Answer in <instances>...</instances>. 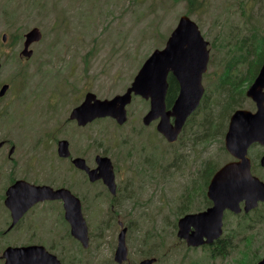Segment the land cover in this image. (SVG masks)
Here are the masks:
<instances>
[{
  "label": "rangeland",
  "instance_id": "obj_1",
  "mask_svg": "<svg viewBox=\"0 0 264 264\" xmlns=\"http://www.w3.org/2000/svg\"><path fill=\"white\" fill-rule=\"evenodd\" d=\"M184 15L209 42L211 59L203 85L210 97L218 80L219 86L226 83L224 66L240 58L236 81L250 74L254 56L247 60L241 55H248L254 35L264 36V0H196L193 5L189 0H0V49L2 36L8 34L0 80L11 81L20 91L8 119L17 127L21 157H31L38 139L43 151L36 153L45 155L54 135L60 133L73 144H81L84 134L69 136L61 128L51 130L54 122L49 120L58 116L61 127L71 101L78 99L90 80L100 99L123 94L148 57L165 47ZM34 28L40 29L42 39L34 44L32 59L20 62L12 49L19 37ZM240 103L245 105L240 108L255 109L247 97ZM149 109V101L135 99L128 106L125 125L104 119L98 126L99 149L112 158L121 187L114 211L86 204L84 217L90 232L99 237L96 245L102 255H111L113 245L109 246L117 241L121 221L128 227L127 244L134 261L156 257V264H256L264 257V218L258 220V211L251 217L257 223L254 229L246 228L250 219L226 217L224 237L235 228L240 233L232 236L226 253L217 257L207 248H190L177 237L179 219L186 212L205 208L207 188L199 177L206 160H218L221 149L220 163L231 156L224 138L209 148L192 138L168 143L157 132L158 121L143 124ZM96 191L105 190L98 186ZM105 199L101 195L99 200ZM261 210L264 213V207ZM113 217L116 221H109Z\"/></svg>",
  "mask_w": 264,
  "mask_h": 264
},
{
  "label": "water",
  "instance_id": "obj_2",
  "mask_svg": "<svg viewBox=\"0 0 264 264\" xmlns=\"http://www.w3.org/2000/svg\"><path fill=\"white\" fill-rule=\"evenodd\" d=\"M41 39L42 33L38 28L28 32L22 55L31 58L33 51H29L30 46ZM210 59L209 42L203 37L199 26L189 16L184 15L165 47L155 50L142 65L126 93L105 100L88 94L86 101L72 111L70 118L82 126L97 118H112L118 125L123 126L128 122L127 108L133 97L140 96L150 101V109L143 118V124L150 126L158 121L157 131L168 143L174 144L179 140L189 118L201 105L205 95L203 76L208 71ZM1 67L0 59V70ZM170 75L178 82L180 91L172 108L168 109ZM8 88V85L4 86L1 95ZM246 95L256 104L257 110L253 112L238 109L230 119L224 144L227 152L236 161L224 165L213 175L207 187V197L213 202V206L200 213L187 214L178 221L177 237L184 240L189 247L211 245L219 240L223 235L224 215L227 210L239 214L243 210L241 204L245 203L244 211L248 213L257 208L260 202H264V181L252 173L251 160L248 157L252 144L259 142L264 145V63ZM92 98L95 102H91ZM59 152L61 156H70L67 141L60 142ZM98 163V167L91 170L84 159L74 160L79 169L88 172L91 181L103 179L112 194H116L117 184L112 160L100 156ZM262 164L264 166V158ZM20 185L26 186V191L36 196L27 208L44 198H54L51 195L57 193L73 197L68 190L55 192L48 186H30L25 183ZM73 199L76 206L66 199L67 220L72 224V234L83 242H88V226L81 205L74 197ZM120 226L123 227V223ZM127 232L128 229L123 228L119 234L116 260L120 263L128 257ZM156 262V258H150L140 264ZM257 264H264V257Z\"/></svg>",
  "mask_w": 264,
  "mask_h": 264
},
{
  "label": "flooded vegetation",
  "instance_id": "obj_3",
  "mask_svg": "<svg viewBox=\"0 0 264 264\" xmlns=\"http://www.w3.org/2000/svg\"><path fill=\"white\" fill-rule=\"evenodd\" d=\"M24 36L19 37V42L12 49V55L23 63L32 59V57L27 58L21 55L24 49ZM21 44L23 49L20 50ZM3 46L4 44H2V48L0 49L2 61L5 55ZM33 46L34 44L30 47V51L33 50L34 56L35 48ZM236 65L228 64L224 66L225 75L235 77ZM253 71L255 72L256 70L252 68L247 72L250 74L245 78H250L254 73ZM135 77L124 93L131 87ZM7 82L9 83L0 80V264H140L144 259H148L146 257L140 261H134L128 248L127 260L122 263L117 262L116 252L119 245V236L117 237V241H112L109 246L110 248L113 245L111 255L104 257L98 249V245H96V242H99V237L90 232L89 225L87 224L89 240L88 242H83L80 238L72 234V224L66 217V199L73 202V206L77 205L76 201H73V197L78 200L84 215L86 204L93 209H101L102 206H107L110 211H114L120 196L121 187L119 185L118 173L115 172L117 192L116 194H112L103 179L91 181L88 172L79 169L74 164L75 159L81 158L86 161L87 166L91 170H94L99 165L98 157L110 158L105 152L99 149L98 143V126L101 120L104 119L97 118L82 126L79 125L78 121L70 118L72 111L86 101L88 94H92L96 99H100L94 89L93 82L91 80L88 81L87 85H84L80 91L78 99L76 98L71 101L73 106L70 111L65 112L64 115L66 117L62 119L61 127H59L58 116L49 120L50 123L54 122L51 130L61 128L60 131L69 136L73 134H84L81 144H73L67 136H61L60 133L59 137L54 135L46 154L39 156L36 152L43 151L40 144L38 146L40 139H38L39 141L34 140L32 149L30 150L31 157L27 160L21 157L22 149L19 143L17 127L8 119L12 112L13 104L20 97V91L13 87L11 81ZM6 85L9 88L4 95H1V91ZM139 98L134 96L133 101ZM91 102H95L94 98L91 99ZM254 106L255 109L251 110L253 112L257 110L255 103ZM238 109L242 108H237L236 110ZM235 111L230 115L229 123ZM70 127L73 128L72 132L70 131ZM89 130H92V133ZM61 141L68 142L70 156L64 157L60 155L59 147ZM48 151L50 154H47ZM248 157L251 160L252 173L264 181V177H261L264 176V166L262 164L264 145L259 142L252 144L248 150ZM110 159L112 160V158ZM233 161L236 160L231 156L230 160L222 164L221 167ZM112 163L115 169L116 166L114 162ZM51 169L54 170V173L51 172ZM24 183L30 186H48L55 192L68 190L73 197L64 195L63 193H57L51 195L54 198H44L27 208V205L36 196L27 192L26 186L20 185ZM98 186H102L105 191L97 192L96 188ZM101 195L106 196L104 202L99 200ZM244 205L245 203H242L243 210L239 214H235L230 210L225 212L224 232L226 217L228 215L239 218V220L250 219L251 222L246 225V228L249 229H254L257 226V223L251 219L256 211H258V220L264 218V213H261V208L264 207V203H260L258 208L248 213L244 211ZM212 206L213 202L208 198L205 203V208L195 213L203 212ZM110 220L111 222H115L116 217ZM86 223L88 222L86 221ZM126 228L128 229V227ZM222 244L221 239H219L211 245H208V248L219 252L224 248H221ZM202 247L205 248L207 246Z\"/></svg>",
  "mask_w": 264,
  "mask_h": 264
},
{
  "label": "trees",
  "instance_id": "obj_4",
  "mask_svg": "<svg viewBox=\"0 0 264 264\" xmlns=\"http://www.w3.org/2000/svg\"><path fill=\"white\" fill-rule=\"evenodd\" d=\"M190 4H195L196 0H189ZM196 9L193 8V10ZM237 44V43H236ZM239 48H244V42L241 41ZM248 55L243 53L242 59H249V55H253V61L250 62L253 70H256L250 78H243L240 81H236L235 77L224 75L226 80L225 84L219 86V80L216 83L214 95L210 97L208 92L206 93L198 110L188 120L183 133L180 136L181 143L185 138L194 139L197 144L209 145L216 141L221 142L227 132L229 117L231 112L240 107H245L243 103H239V100L246 101V89L253 83L254 79L258 75V71L264 62V36L254 35L251 43L247 46ZM240 58L235 62L239 63ZM252 73V72H251ZM222 77V76H220ZM219 77V78H220ZM241 82V83H240ZM240 84V85H239ZM241 87H243L241 89ZM179 94V84L173 76L169 77V90L167 94V106L170 109L177 96ZM215 132V133H214ZM223 150L217 153L218 160L213 158L212 160H206L204 169L199 179L205 180V191L208 187L211 178L216 171L222 166L220 163L223 158ZM225 155V154H224ZM204 172V173H203ZM187 213V212H186ZM236 236L233 233H228L227 237L221 239L222 251L216 252L215 250L208 249L212 257L223 255L226 253L227 247L231 246V238Z\"/></svg>",
  "mask_w": 264,
  "mask_h": 264
},
{
  "label": "bare ground",
  "instance_id": "obj_5",
  "mask_svg": "<svg viewBox=\"0 0 264 264\" xmlns=\"http://www.w3.org/2000/svg\"><path fill=\"white\" fill-rule=\"evenodd\" d=\"M215 133V132H214Z\"/></svg>",
  "mask_w": 264,
  "mask_h": 264
}]
</instances>
